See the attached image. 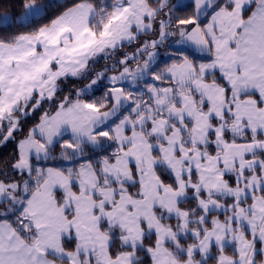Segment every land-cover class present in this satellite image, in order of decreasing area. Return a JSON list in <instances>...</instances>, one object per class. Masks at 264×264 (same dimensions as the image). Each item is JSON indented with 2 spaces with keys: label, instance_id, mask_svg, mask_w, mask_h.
<instances>
[{
  "label": "snow or ice",
  "instance_id": "snow-or-ice-1",
  "mask_svg": "<svg viewBox=\"0 0 264 264\" xmlns=\"http://www.w3.org/2000/svg\"><path fill=\"white\" fill-rule=\"evenodd\" d=\"M53 3L0 18V264H264V0Z\"/></svg>",
  "mask_w": 264,
  "mask_h": 264
},
{
  "label": "trees",
  "instance_id": "trees-1",
  "mask_svg": "<svg viewBox=\"0 0 264 264\" xmlns=\"http://www.w3.org/2000/svg\"><path fill=\"white\" fill-rule=\"evenodd\" d=\"M25 2V0H0V18L4 17L5 15L9 16V19H11L12 17H16L18 15H20V13L22 12V4ZM38 3L40 2H47V0H37ZM60 11H63L62 8L57 9L55 7V0L53 3V9L50 11L49 16H54V15H58ZM180 15H183L184 13H178ZM9 31H14V30H21V29H8ZM151 37V36H148ZM144 38L141 37V42ZM170 41V40H169ZM169 41H166L165 44H168ZM138 43H133L132 45L125 47V48H121L116 55L119 57V55L121 54L122 51H126L132 48H135L136 46H138ZM172 48H175L174 46L171 45ZM161 51H159V56H158V60L160 61L159 66L163 67V63L168 61V57L166 55V49L165 46L160 47ZM134 50V49H133ZM104 61L101 60L98 63H95L94 65L91 66V68L94 70H91L92 73H94L95 70H103L106 66V64H103ZM103 64V65H102ZM112 65V64H110ZM108 67H111L109 65H107ZM111 73V72H108ZM91 76H89L88 80H76L75 78H71L69 77L68 81L62 85L63 88V92L61 93V95L64 94H68L69 92L73 91L75 88L77 87H81L84 83H87L90 80ZM104 89H101L100 91L102 92ZM100 93L98 92L97 95H99ZM46 105H44V108L46 109L48 107V104L45 103ZM44 109H41L40 111H37L34 115H32L29 118H26L23 123H22V132H17L16 138H21L23 134H25L27 132V130L29 128L32 127V125L34 123H37L39 121V116L41 114V112ZM15 154V141H10L7 144H0V169H2L4 167V163L5 162H11V158L14 157ZM42 163V166H47V165H53L52 162H48V163ZM20 173H11L9 172V176H13L12 179L18 180L20 179ZM26 176V173L24 174ZM3 177V176H1Z\"/></svg>",
  "mask_w": 264,
  "mask_h": 264
},
{
  "label": "rangeland",
  "instance_id": "rangeland-1",
  "mask_svg": "<svg viewBox=\"0 0 264 264\" xmlns=\"http://www.w3.org/2000/svg\"><path fill=\"white\" fill-rule=\"evenodd\" d=\"M172 2L175 3L176 0H172ZM18 16H19V15H18ZM2 18H3V17H2ZM142 38H144V39H152L153 37H142ZM174 39H175V38H172V37L169 38L170 41H174ZM142 41H143V40H142ZM165 43H166V42H165ZM163 46H164V45H162L161 47H163ZM172 46L176 47V45H175L174 43H172ZM136 47H137V46H136ZM136 47H135V48H132V49H129V50H126V51H122L121 54H120L119 56H122V54H123V53H126V52H133V51H135ZM133 49H134V50H133ZM158 51H161V48H159ZM101 60L104 61L103 64H106V65H109V66H111L110 64H112V60H111V59H109V60L106 61V60H104L103 58H101L99 61H101ZM103 64H102V65H103ZM91 70H94V68H93V69L91 68ZM103 70H104V69H103ZM103 70H101V71H103ZM95 72H100V71H99V70H95L94 73H95ZM111 74H112V73H107V75H111ZM91 78H92V77H91ZM91 78H90V79H91ZM89 82H90V80H89L87 83H89ZM87 83H84L83 85H85V84H87ZM83 85H82V86H83ZM82 86H81V87H82ZM141 87H142V85H141ZM45 105H46V104H45ZM18 139H19V138H18ZM12 177H13V176H9L10 179H12ZM3 178H4V177H1V176H0V179H3ZM18 180H19V179H18Z\"/></svg>",
  "mask_w": 264,
  "mask_h": 264
},
{
  "label": "crops",
  "instance_id": "crops-1",
  "mask_svg": "<svg viewBox=\"0 0 264 264\" xmlns=\"http://www.w3.org/2000/svg\"><path fill=\"white\" fill-rule=\"evenodd\" d=\"M47 166H52V165H47ZM47 166H45V167H47Z\"/></svg>",
  "mask_w": 264,
  "mask_h": 264
}]
</instances>
